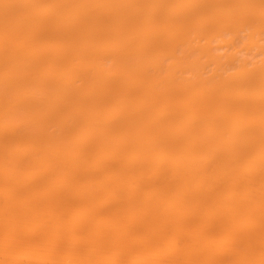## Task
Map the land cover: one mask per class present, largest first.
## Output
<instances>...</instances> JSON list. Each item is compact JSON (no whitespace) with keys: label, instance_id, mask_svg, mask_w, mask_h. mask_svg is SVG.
Listing matches in <instances>:
<instances>
[{"label":"rangeland","instance_id":"1","mask_svg":"<svg viewBox=\"0 0 264 264\" xmlns=\"http://www.w3.org/2000/svg\"><path fill=\"white\" fill-rule=\"evenodd\" d=\"M68 1L0 0V264H264V0H155L142 59L125 36L151 2Z\"/></svg>","mask_w":264,"mask_h":264},{"label":"bare ground","instance_id":"2","mask_svg":"<svg viewBox=\"0 0 264 264\" xmlns=\"http://www.w3.org/2000/svg\"><path fill=\"white\" fill-rule=\"evenodd\" d=\"M77 1L78 0H70V1H68L66 3H62V2L61 3L63 5V7H65V9L70 10L71 9L70 6L73 5ZM195 1H197V0H184L183 3L184 4H191V3H194ZM34 2H35L36 5L39 4L38 0H34ZM144 2L145 3L151 2L150 3V7L146 8L144 10L141 19L136 21L135 24L133 25V30L129 34H127L125 36L127 44L130 45V47H127L128 52H130V50H131L132 52L138 53V57L140 59L144 58L146 46L149 45L150 43H153L155 41V37L153 35L154 28L157 27V26H160L162 28L161 24L154 23L151 20V18H150V9H151V7L155 6L158 1L146 0ZM55 5H57V6L53 9V11L58 12V10H59L58 9V7H59L58 0H56V4ZM175 9H177V6H176V3L174 2V0H167L166 1L165 13H170V12L174 11ZM55 15L56 14L53 13V16H55ZM178 22H180V21L179 20H175L174 22H172V26L174 27ZM244 25H245L244 20L239 18V17L233 22V24L231 26V31H232L233 34L228 39V43L232 47L234 46V44L236 42H242L241 31L243 30ZM263 25H264V21L262 23V26ZM258 27H260V26L253 27L252 30L255 31V30L259 29ZM161 30H162V36H165L170 31V28L165 27L164 29H161ZM214 30H216L218 32L219 36H222L224 34V32H225L224 28L222 27L221 24H219V22H217V25L214 27ZM263 33H264V28H263ZM46 35L47 34H42L40 36V38L43 37V39H49V37H47ZM80 35H81V37H83V34L81 32H80ZM123 37H124V35H123ZM246 40H247V42L252 43L253 39H252L251 33L248 36H246ZM88 45H94V44L93 43H82V44H79L78 48H75L74 52L70 53L69 59H70V62L72 64L74 62H76L78 59H80L81 56H83V53H84L83 48L87 47ZM97 46H98L97 50H99V51L94 53L92 55L93 57L101 55L100 49L104 46V44L103 43H99ZM190 50H191L190 46L187 45L186 49L184 50V56H183L184 62L182 64V66H181L182 71H190V70H194V69L195 70H199L202 67L201 64H195L194 62L187 61L185 59L186 52L187 51L189 52ZM7 60H8V57L6 56V54L3 51L0 52V61L5 62ZM98 60H99V57L96 59V62H98ZM91 61H92V59H91ZM153 61L154 60H152L151 62H153ZM263 65H264V63H263ZM81 68L83 69V66H81ZM180 78H181L180 75L175 76V75H170V74L166 77V79L169 80L170 83H173L174 81H177ZM237 78H240V76H238ZM253 86L255 87L253 93H255L256 91H258L260 89H264V66L261 67L260 69H258L257 78H256L255 82L253 83ZM180 88H181V85H180ZM218 93H219L220 99H222L224 96H226L228 93H230V89L226 87V83L225 82H222V83H220L218 85ZM156 112H157V110L156 111H152V113H156ZM189 114L190 113L187 112L184 115V118H186ZM262 116H264V115L262 114ZM213 118L216 119L215 116H213ZM219 118L220 117H218V119ZM227 118H231V117H227ZM232 121L233 120H231V119H226L225 122L226 123H230ZM159 122L161 123V119H159ZM236 123L239 126V120H236ZM182 126L185 128V130L187 131L188 134H190L189 132L192 131L193 128H194V124H191L190 120H187L185 123H184V121H182ZM229 126H232V125H229ZM200 127H202L204 129L205 126L203 124L199 125V128H198V132L199 133L202 132ZM215 130H216L215 128L212 129V132H214ZM227 132H229V131H227ZM221 136L223 138H225L226 140L230 141V136L229 135H221ZM231 139H232V137H231ZM186 140L187 141H186V144H185V151L184 152L182 151L183 153H189L188 151H193V144L192 143H193L194 137H189L187 135ZM259 140H260V143L262 145L259 146V148L255 151V156L256 157L258 156V169H259V171L261 173H264V129H261V133L259 135ZM208 144L211 145V143H208ZM208 148L209 147L207 146V150L209 151ZM215 148L216 147H214V149ZM205 153H208V152H205ZM230 153H238V152L236 150H234V151H232ZM191 170H192V168H191L190 163H187L185 171L189 172Z\"/></svg>","mask_w":264,"mask_h":264}]
</instances>
